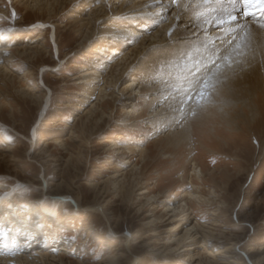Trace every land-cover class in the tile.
<instances>
[{"label":"rangeland","instance_id":"374dc122","mask_svg":"<svg viewBox=\"0 0 264 264\" xmlns=\"http://www.w3.org/2000/svg\"><path fill=\"white\" fill-rule=\"evenodd\" d=\"M26 1L0 0V201L17 205L6 200L0 219L7 214L6 224L47 239L24 247L5 229L0 252H22L34 264H264V121L254 137L241 129L250 113L211 111L225 78L215 79L217 64L171 54L180 35L156 46L125 36L138 14L154 10L162 19L176 5ZM256 17L250 20L260 23ZM49 20L59 25L60 56L51 26L38 24ZM178 20L176 33L197 28L190 18ZM160 24H144L140 34ZM88 73L97 79L87 83ZM134 76L143 88L131 98L125 87ZM258 93L257 119L264 116V90ZM169 100L180 104L172 108ZM177 110L182 119L172 127L151 128V116ZM127 119L134 123L126 126ZM172 132L177 141H166ZM97 204L103 213L90 212ZM29 209L39 214L35 225L26 224ZM125 233L131 245L123 246Z\"/></svg>","mask_w":264,"mask_h":264},{"label":"bare ground","instance_id":"6f19581e","mask_svg":"<svg viewBox=\"0 0 264 264\" xmlns=\"http://www.w3.org/2000/svg\"><path fill=\"white\" fill-rule=\"evenodd\" d=\"M22 1L24 2L26 0H22ZM56 1L57 0H54V2ZM164 1L167 4L165 6V9H167L168 4H170L171 0H164ZM43 2H46V0H34V3H35L34 5L39 6V5H42ZM143 2H146V1L143 0ZM223 2L226 3L227 0H223ZM49 6H51V8L53 9L52 4H50ZM28 7L26 9H28ZM239 9H240L239 5L236 4V10L239 11ZM210 10H211L210 8L204 6L203 0H180L179 5H176L174 11L172 12V15L165 16V14L163 13L162 19L160 17L161 15L158 16V14L156 15L154 13V10L153 12L149 11V12H144V14L142 13L141 15L138 14L135 20H131L132 24L130 28L129 27L127 28L125 36H127V38H130V39L143 38L144 40H148V42H151L152 45L153 44L155 45L157 43L162 44L163 40L167 38L168 35L170 38L180 35L178 40H180L181 42H177L176 44H174L173 49L170 51L171 54L173 55L177 54L181 58L186 57L187 60L190 59L189 57L192 55L193 57L191 56V58H193L194 61L196 62H200L199 64H201L202 66L203 65L210 66V65H216V64L219 65L216 68V70H214L215 79L217 78L218 80H220V84H221L222 77L223 79L225 78V80L222 81V86L220 85L221 88L219 87L218 91L215 93V97H214L215 100L213 101L214 107L211 108V111L218 110L226 114L238 113L239 111H242L244 115L245 114L247 115L248 113H250L252 116V119H245L243 121L244 124L242 125L241 129L243 128L249 129L254 134V137H256L255 130L257 127H260V125H262L264 121V116H260L261 118L259 119L256 118V116L262 114V111H263L260 105L261 103L260 95L258 92L261 90H264V28L260 27V23L250 20L249 29L246 30L245 33H240L239 35L232 36L230 31L225 32L223 30L217 29L215 27L209 26L208 24L204 23L203 17L207 16ZM50 12H52V10ZM185 17L190 18V20L193 22V24L189 26H197V28L194 31L191 30L188 32L187 27L184 26L180 34L176 33V31H173L175 29L174 26L176 27L177 20L180 18L184 19ZM240 18L243 20L242 16ZM136 22H139L140 24ZM147 23L151 25H155L156 23L160 24V28L158 31L152 33V35L147 36L145 35L146 34L145 33L143 34L144 35L143 36L140 34V29H143L144 27L143 25ZM178 23H179V20H178ZM38 24L43 29H45L48 25L51 26L53 30V33L51 35V38H52L51 43L53 44L55 48L56 54L60 56V48L58 46V42L56 38V30L59 27V25H57V23L56 25H53L50 22V20L40 21ZM203 25L207 26L206 29L204 30H202ZM178 26L179 25H177V27ZM145 28H146V25H145ZM179 29H181V27H179ZM169 30H172L173 34H171V32L169 33ZM183 39H188V40H186V42H183ZM144 40L142 42H144ZM172 43L170 44L172 45ZM161 44H158V46H163ZM119 49H120L119 45L116 48H111L110 54H115V55L118 54ZM23 52L29 53L27 49H24ZM228 54L230 55L228 56ZM88 56L89 55H87V57ZM173 57L175 58V56ZM212 61H215V64H213ZM130 66H133V62H130L129 64H127V69ZM116 67H118V65H116ZM228 68L230 69L227 70ZM46 70L47 69L45 68V66H43L42 73L45 72ZM213 72H212V75H213ZM141 78L142 76L141 77L134 76L131 81L126 83L127 86L125 87V90L126 89L130 90V94H132L130 96L131 98L133 97V95L137 96L138 94L141 93V89L143 88L142 85L140 86V83L142 82ZM192 78L193 77H191L190 79L191 81L197 77H194L193 79ZM84 79H86V82L89 83L92 79H97V78H94L93 73H88V75H86ZM41 85L46 87L47 92L49 93V95H51V89L46 85L43 78L41 80ZM187 87H189V84L188 86L186 85V88ZM184 91L185 89L182 90L183 93ZM178 102H175L174 100L173 101L169 100L168 104L172 106V108L175 107L176 109ZM49 104H50V100L47 99L46 104L43 107V114L47 111ZM175 104L176 106H174ZM177 108H180V107L178 106ZM158 110L160 113L164 112L163 109H158ZM177 111L178 112L174 111L173 113H171L170 115H167L163 119H157L155 117V116L159 117L160 116L159 114L151 116L153 118L150 121L151 128L153 127L159 128V129L164 128L166 130L167 128L172 127V124L176 123L181 118V117H178V120L175 119V114L179 113V110ZM130 112L132 113L133 111H130ZM43 121L44 122L41 123V125L48 124L46 123L45 119ZM133 123L134 122L131 119L126 120V126H130ZM38 133L40 132H37V130L33 132L32 134V137H34L33 140L32 139L29 140V137L27 138V136H25V138L32 142L35 140V137L39 135ZM165 138H166V141H172L173 139L177 141L178 139L177 134L174 135L173 132L171 133V135ZM6 200H9L8 203L10 204V206L12 207L14 206L15 208L17 207V205H15L16 203L11 202L13 200L10 201V198L9 199L3 198L2 201H0V207L3 203L7 202ZM75 204L78 205V203L76 202ZM18 206H22V205H18ZM89 209H90V212L92 213L93 212L96 213L98 211L103 213V210L100 208L98 204L89 206ZM31 210L33 209H29L27 214H29L30 212L31 213L29 215L26 214V217L28 218V221L32 219L33 220L32 222L26 221L27 222L26 224L35 225L38 221L33 216L34 215L36 216L38 213L35 210L33 212ZM177 210L178 209L174 208L175 212ZM4 219L6 220L7 218H4ZM13 225L15 227L18 226L16 224H13ZM16 228L17 230H15V233H14L15 235L13 239L17 238L16 240L18 239L26 240L25 235L22 233L21 229H19L18 227ZM18 230L21 231V234L20 232H18ZM41 232L42 230H40V233ZM42 234L43 233H41L40 235ZM29 235L32 237L30 245L32 244L31 247H33L35 245L32 242L33 235L31 234ZM130 238H131V234L125 233V237L122 238L123 246L129 245L131 243ZM23 244H24V247L29 246L28 242L27 243L23 242ZM18 252L14 251V252L3 253L4 255H2L1 253L0 254V264H34V262L30 261V258L28 255H25L22 252L21 253H18ZM8 255L10 256L15 255L16 257L13 258V256L10 257ZM45 256L47 255L40 253L39 259L43 261ZM138 259L139 258L136 257V261H138Z\"/></svg>","mask_w":264,"mask_h":264},{"label":"snow or ice","instance_id":"6c2138e0","mask_svg":"<svg viewBox=\"0 0 264 264\" xmlns=\"http://www.w3.org/2000/svg\"><path fill=\"white\" fill-rule=\"evenodd\" d=\"M171 3L173 5H179L180 0H171ZM252 3H255V0H227L226 3L223 2V0H216L215 4H213L212 0H203L204 6L211 9L207 16L203 17L204 23L225 32L230 31L232 36L245 33L246 30L249 29V20H255V14L252 12H247L245 15L246 9L244 6L247 5L250 7ZM236 4L241 5L239 11L236 10ZM260 4L262 6V12L259 22L260 27L264 28V0H260ZM241 16L244 17L243 20L240 18ZM212 63L215 64V61H212ZM203 87L205 89L208 87L207 81H204ZM204 95L205 92L202 89L200 91V98H203ZM5 235V230L0 228V240H3ZM24 235L25 239L28 240L30 245L32 237L27 233ZM12 244L15 245L16 241L13 240ZM15 250H19L18 247Z\"/></svg>","mask_w":264,"mask_h":264}]
</instances>
